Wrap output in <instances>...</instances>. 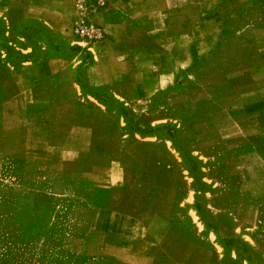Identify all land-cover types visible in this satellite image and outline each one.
Instances as JSON below:
<instances>
[{
    "label": "crops",
    "instance_id": "0c3cea01",
    "mask_svg": "<svg viewBox=\"0 0 264 264\" xmlns=\"http://www.w3.org/2000/svg\"><path fill=\"white\" fill-rule=\"evenodd\" d=\"M21 23L75 53L44 57L43 42L38 52L15 33ZM0 24V210L75 226L39 240L81 243L80 264H194L171 225L178 157L166 140L123 131L151 105L171 109L154 116L160 128H180L179 107H199L177 103L180 81L183 93L202 92L197 118L212 139L242 148L240 174L262 206L264 0H0ZM81 26L97 36L79 38ZM211 66L229 93L211 89Z\"/></svg>",
    "mask_w": 264,
    "mask_h": 264
},
{
    "label": "rangeland",
    "instance_id": "374dc122",
    "mask_svg": "<svg viewBox=\"0 0 264 264\" xmlns=\"http://www.w3.org/2000/svg\"><path fill=\"white\" fill-rule=\"evenodd\" d=\"M13 29L15 33L28 34L30 41L37 45V51L41 46L37 43L43 42L48 47L47 51H41L45 53L44 57L75 53L71 47L60 44L58 38L41 24L21 23ZM9 52H15L14 48L11 47ZM210 68V85L214 91L220 87L214 80V66ZM233 68H228V76L234 72ZM188 84L180 81V97L176 101L179 105L195 101L199 107L195 110L179 107L183 110H180L179 115L180 128L177 123L169 122L160 128L154 116L170 115L171 109L167 107L164 110L151 105L142 106V112L129 114L123 131L129 134L130 139L137 132L150 138L147 141L156 143V139L166 140L169 142L166 143V150L170 152L173 148L172 152L178 157L179 181L172 202L171 225L188 243V249H194V264H198L203 255L209 258L210 264H264V203L257 207L256 201L261 195L253 193L248 179L246 181L240 174L244 172L243 160L240 159L242 148L219 145L218 137L212 139L197 118L203 94L200 91L183 93ZM227 88L220 89L229 93L230 89ZM159 101L166 104L171 99L163 94ZM193 116L196 118L192 124L195 130L194 126L183 128ZM25 203V200H21L18 205L25 206ZM9 213H13L14 219ZM22 213L26 211L22 209ZM31 213L34 214V211ZM49 217H54V214L45 217L46 220L44 217H31V225H27L28 220L21 210H0V264H80L76 253L81 243L54 240L65 228L70 232L75 230V226H49L45 224ZM56 218L58 222L64 219H60L59 215ZM43 234H47V238H55L41 241L39 239Z\"/></svg>",
    "mask_w": 264,
    "mask_h": 264
},
{
    "label": "built area",
    "instance_id": "2783aa9c",
    "mask_svg": "<svg viewBox=\"0 0 264 264\" xmlns=\"http://www.w3.org/2000/svg\"><path fill=\"white\" fill-rule=\"evenodd\" d=\"M77 35L79 38L92 39L97 36V33L91 28H87L86 26H81V27H77Z\"/></svg>",
    "mask_w": 264,
    "mask_h": 264
},
{
    "label": "trees",
    "instance_id": "16d2710c",
    "mask_svg": "<svg viewBox=\"0 0 264 264\" xmlns=\"http://www.w3.org/2000/svg\"><path fill=\"white\" fill-rule=\"evenodd\" d=\"M72 49H74V48L72 47Z\"/></svg>",
    "mask_w": 264,
    "mask_h": 264
}]
</instances>
